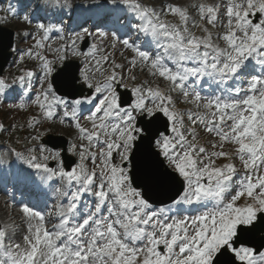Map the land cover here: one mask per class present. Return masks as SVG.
Wrapping results in <instances>:
<instances>
[{
  "label": "snow or ice",
  "instance_id": "snow-or-ice-1",
  "mask_svg": "<svg viewBox=\"0 0 264 264\" xmlns=\"http://www.w3.org/2000/svg\"><path fill=\"white\" fill-rule=\"evenodd\" d=\"M110 3L123 5L141 21L132 27L152 41H162L163 54L153 57L130 39H119L115 32L113 47L118 42L130 49L134 53L133 65L143 63L151 75L168 82L170 88L165 92L140 84L131 87L129 100H122L118 89L128 88L123 76L113 70L102 82L93 80V66L87 61L100 50L94 43L87 52H74L85 58L80 79L81 86L90 93L83 100H73L70 107L56 95L52 84L64 69L58 71L52 61L39 53L35 55L49 83L34 103L46 120H53L56 109L62 107L63 117L76 121L81 143H69L67 152L79 155L80 160L66 169L61 151L41 146L39 156L31 154L34 150L29 148L30 155L25 157L12 150L18 160L41 174V183L60 179L69 191L57 189L67 203L57 205L58 222L51 229L46 227L44 215L27 205L22 207L28 221L23 236L26 247H5L7 234L0 229V252L4 257L0 264H264V252L254 251L245 238L255 228L257 214L264 213V0L192 5L199 19L212 27L223 15L224 32L217 36L223 47L213 42L208 27L201 28L203 35H195L189 27V10L180 5L169 4L157 12L140 0ZM162 15L176 17L179 22L169 23ZM25 20L31 22L27 16ZM113 23L118 29L128 27L119 17ZM191 23L198 27L194 20ZM36 27L43 40L52 32L62 31L43 23ZM85 35L91 33L85 29L77 39L84 40ZM105 35L98 33L99 37ZM35 46L44 47L39 39ZM65 58L61 56L60 60ZM102 59L107 61V57ZM250 61L260 66L259 75L252 73ZM99 64L100 60H96ZM32 76L33 72L27 71L15 79L23 84L26 77ZM205 76L218 83L249 78L246 89L237 90L236 98L203 99L198 92L188 90L187 81ZM8 87L6 80L0 78V93ZM172 92H180L188 103L203 109L188 110L187 120L193 127L185 128V114L176 111ZM83 104L94 109L87 117L91 130L79 123L77 112ZM198 124L218 138L219 143L211 147L220 150L209 152L196 142ZM138 141L146 142V148L140 164L133 163L129 168L127 164L140 151ZM225 144L234 146L231 155L223 150ZM97 146L98 153L92 151ZM114 153L119 157L118 163ZM158 157L167 162L166 170L161 171ZM221 158L229 162L217 166ZM88 159L94 165L91 171L85 164ZM233 159L240 162L244 172L238 190L232 185L238 172ZM49 160L56 162L55 168L49 166ZM16 179L27 183L32 177L22 173ZM176 184L182 191L175 193L172 205L154 209L149 193ZM85 194L93 199L82 204ZM245 194L252 203L241 207L236 202ZM181 205H199L203 211L197 209L196 214L184 216L171 214L180 211Z\"/></svg>",
  "mask_w": 264,
  "mask_h": 264
},
{
  "label": "rangeland",
  "instance_id": "rangeland-1",
  "mask_svg": "<svg viewBox=\"0 0 264 264\" xmlns=\"http://www.w3.org/2000/svg\"><path fill=\"white\" fill-rule=\"evenodd\" d=\"M142 3H144V4H146L148 7H155V9H156V11L157 12H162L163 11V9L167 6V5H169V4H174V5H180V6H182V7H185V8H187L188 10H189V16H190V23H189V27H190V30L193 32V33H195V31L196 30H200V24H198V21H201L200 19H199V17H198V15H197V13L195 12V10H193L192 9V5L193 4H199V3H207V1H209V2H212V3H214V4H221V2L222 1H220V0H194L192 3H188V2H184V1H181V0H169V1H167V0H140ZM222 5V4H221ZM56 4L55 3H53V6L51 7V10H52V12L54 11V9L56 8ZM68 8V7H67ZM65 11H66V17H69V13H68V9H65ZM164 15H162V17H163ZM195 21V23H196V25H198V27H193L192 26V23H191V21ZM201 23H202V25H201V28H203V27H208L209 28V31L211 30V33H212V36H213V42L214 43H219L220 44V46L221 47H223L224 46V44H223V41H221V40H218L217 39V36H218V34H222L223 32H224V28L222 27V24L223 23H226V20H224V18H223V15H221V19L220 20H218L217 21V24H216V27H212V26H210V25H207V23L206 22H204V21H201ZM18 26V25H17ZM32 39V38H31ZM108 39H111V38H108ZM120 44V43H119ZM121 45V44H120ZM121 51V53L119 54V56L121 57L119 60H117V59H115V60H113V63H115V64H119V63H121V61H123V60H125V59H127V63H128V66H126L125 65V67L124 68H122L121 69V71H120V73H122L123 75H126L125 76V84L126 85H131L132 83H138L139 82V79L138 78H135V80L134 81H132V80H130L129 79V77H132L134 74H137V73H139L140 75L141 74H148L149 73V69L143 64V63H141V62H137V63H140L139 64V67H138V69L139 70H141L140 72H138V69L136 68V64L135 65H133L132 63H131V61H132V59H133V57H134V53H132L131 52V50L130 49H126V48H124L123 47V45H121V49H120ZM96 59H99L98 58V56L96 57ZM95 59V60H96ZM109 59V58H108ZM94 60V62H95V64H93V66H97L96 65V61ZM90 63H92V62H89V64ZM98 67V66H97ZM97 70H95V71H93V73H94V75H93V80H94V82L95 81H100V77L99 76H97V72H96ZM117 73V75L119 76V72H116ZM119 73V74H118ZM156 76H154L153 77V79L155 78ZM166 82V81H165ZM167 84H168V82H166ZM38 90H40V87L39 88H37ZM171 95H172V97H173V99L175 100V99H178L179 101H185V102H187L185 99H184V97H183V95L180 93V92H172V93H170ZM2 104H3V106L4 107H2ZM11 104V105H10ZM0 107H1V109L0 110H2V111H4V110H7V109H5V108H9L10 110H11V112H14V109H19V103H9V104H7V103H0ZM8 109V110H9ZM16 112V111H15ZM19 115V114H18ZM10 116L8 115L6 118H7V121L8 122H10L11 123V125H9V128H10V126H13V125H17L18 123H19V121H16L17 120V117L16 118H13V119H10L9 118ZM44 124V122H43V120H42V118H39V123L37 124V126L38 127H43L42 125ZM23 125V124H22ZM49 127H51V130L52 129H55L56 131H59V132H62V133H66L67 132V134L70 136V138H71V140H72V143H76V141H80L79 139H78V133L76 132V130L74 131V130H72V128H71V125L70 124H66V125H60V123H58L57 121H54V122H50L49 124ZM44 129H45V127H44ZM66 129H69V130H72V131H70V134L68 133L69 131H67ZM17 131L19 132L20 131V129H17ZM30 131H37L36 130V127L34 126H31L30 127ZM3 133V136H4V134L6 133V137L7 136H9L10 135V133L7 131V132H2ZM207 133V132H206ZM207 137H208V139H209V141H211V142H213V141H217L216 140V136H213V134H209V133H207ZM30 139H31V142H33V143H36L35 141H34V136H28L27 138H26V141H30ZM189 139H191V137H189ZM22 141H25V140H22ZM84 142V141H83ZM4 143V141L3 140H1L0 141V146H1V144H3ZM231 145V144H230ZM2 147L4 148V144L2 145ZM31 148L32 147H34V146H30ZM231 148L234 150V146L232 145L231 146ZM39 146H38V149L37 150H34V152H36L37 154H39ZM238 161V160H237ZM227 162H229L228 160H226V159H224V158H222L221 159V162H220V164L221 163H227ZM239 162V161H238ZM241 168H242V166H241ZM241 180V177H238V178H235L234 179V183H233V187H236L235 185H239V181ZM2 199V198H1ZM19 218H20V214H18L17 215ZM17 217V221L18 222H22V220L20 221V219ZM26 223H28V221H26ZM26 226V225H25ZM27 229V228H26Z\"/></svg>",
  "mask_w": 264,
  "mask_h": 264
},
{
  "label": "water",
  "instance_id": "water-1",
  "mask_svg": "<svg viewBox=\"0 0 264 264\" xmlns=\"http://www.w3.org/2000/svg\"><path fill=\"white\" fill-rule=\"evenodd\" d=\"M8 45H9V42H7L4 45H2L3 52L0 55V68L3 67V65L5 64V62L7 60V54L5 53V50L8 47ZM65 81L69 85H72L74 83V81H75V70L74 69L69 74L68 82H67V79ZM56 87H57V89H58V91L60 93H64V94H68V95H71V93H72L70 88H64L60 84H56ZM137 145L139 146L140 151L137 152L136 156L133 157L132 165H133V163H135L137 165L140 164V158L142 157L143 152L145 151L146 142L144 144H141L138 141ZM161 167H162V165H161ZM180 189H181L180 185L176 184V185L170 186V187L162 189V190H155V191L149 193L150 201L154 202V203H165V202H168V201L172 200V198L175 197V193L177 191H179ZM263 227H264V225H263ZM261 231H262V229H260V228L259 229H254L253 235L258 234ZM251 243H253L255 246H260L261 245V241L260 240H255L253 237L251 238Z\"/></svg>",
  "mask_w": 264,
  "mask_h": 264
},
{
  "label": "bare ground",
  "instance_id": "bare-ground-1",
  "mask_svg": "<svg viewBox=\"0 0 264 264\" xmlns=\"http://www.w3.org/2000/svg\"><path fill=\"white\" fill-rule=\"evenodd\" d=\"M2 199H3V197H2ZM16 207H18V208H20L19 206L21 205V203H20V205L18 204V203H15L14 204ZM31 207V206H30ZM20 210H21V208H20ZM0 211H2V213L3 214H5V211H3V207H0ZM18 215V213L17 214H14V216H13V219H17V216ZM23 215V213L22 212H20V217ZM19 218V217H18ZM10 221H11V219L9 220V223H10ZM27 220H26V218L25 217H23V219H22V222L24 223V222H26ZM18 222V221H17ZM10 225V224H9Z\"/></svg>",
  "mask_w": 264,
  "mask_h": 264
}]
</instances>
